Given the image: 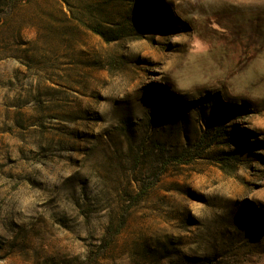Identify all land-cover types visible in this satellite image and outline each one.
<instances>
[{
  "label": "rangeland",
  "instance_id": "1",
  "mask_svg": "<svg viewBox=\"0 0 264 264\" xmlns=\"http://www.w3.org/2000/svg\"><path fill=\"white\" fill-rule=\"evenodd\" d=\"M0 264H264V0H0Z\"/></svg>",
  "mask_w": 264,
  "mask_h": 264
},
{
  "label": "trees",
  "instance_id": "2",
  "mask_svg": "<svg viewBox=\"0 0 264 264\" xmlns=\"http://www.w3.org/2000/svg\"><path fill=\"white\" fill-rule=\"evenodd\" d=\"M21 1H23V0H2V3H3V5H5L7 7H10V8L12 7L13 8L14 6H16L17 3L21 2ZM95 13H97L100 17L106 16V11L104 9V5H101L99 8L95 7ZM92 30L96 34H101L102 35L101 31L98 28L92 27ZM208 99L209 98L206 97V98L202 99L200 102L207 101ZM210 102H212V100Z\"/></svg>",
  "mask_w": 264,
  "mask_h": 264
}]
</instances>
